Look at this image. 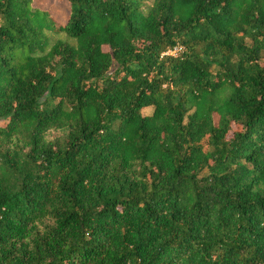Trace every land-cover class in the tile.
Segmentation results:
<instances>
[{
	"label": "trees",
	"instance_id": "16d2710c",
	"mask_svg": "<svg viewBox=\"0 0 264 264\" xmlns=\"http://www.w3.org/2000/svg\"><path fill=\"white\" fill-rule=\"evenodd\" d=\"M33 1L0 0V264H264V0Z\"/></svg>",
	"mask_w": 264,
	"mask_h": 264
},
{
	"label": "rangeland",
	"instance_id": "374dc122",
	"mask_svg": "<svg viewBox=\"0 0 264 264\" xmlns=\"http://www.w3.org/2000/svg\"><path fill=\"white\" fill-rule=\"evenodd\" d=\"M66 0H34L33 7L48 11L51 17L55 20L56 23L63 25L66 22L68 5ZM55 38H59L65 40L64 36H57ZM249 43V41H246ZM148 110H143L142 114H148ZM51 138L56 137V134H52Z\"/></svg>",
	"mask_w": 264,
	"mask_h": 264
},
{
	"label": "built area",
	"instance_id": "2783aa9c",
	"mask_svg": "<svg viewBox=\"0 0 264 264\" xmlns=\"http://www.w3.org/2000/svg\"><path fill=\"white\" fill-rule=\"evenodd\" d=\"M169 54L175 56V55L177 54V52H176V50H175V51H173V52H170Z\"/></svg>",
	"mask_w": 264,
	"mask_h": 264
}]
</instances>
